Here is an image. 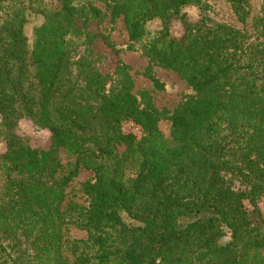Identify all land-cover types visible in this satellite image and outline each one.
<instances>
[{
    "label": "trees",
    "instance_id": "trees-1",
    "mask_svg": "<svg viewBox=\"0 0 264 264\" xmlns=\"http://www.w3.org/2000/svg\"><path fill=\"white\" fill-rule=\"evenodd\" d=\"M95 1L195 97L169 116L168 137L154 111L138 107L120 63L114 92H101L97 76L86 83L91 101L77 102L62 81L75 0H0V264H264V60L255 57L264 40L189 20L185 9L201 0ZM228 1L243 23L244 0ZM81 5L97 18L90 1ZM29 14L41 17L30 43ZM22 121L48 134L46 148L20 134ZM125 124L139 135L122 132ZM81 169L92 173L81 187L87 203L63 208L64 186ZM67 224L85 238L63 239Z\"/></svg>",
    "mask_w": 264,
    "mask_h": 264
},
{
    "label": "rangeland",
    "instance_id": "rangeland-1",
    "mask_svg": "<svg viewBox=\"0 0 264 264\" xmlns=\"http://www.w3.org/2000/svg\"><path fill=\"white\" fill-rule=\"evenodd\" d=\"M86 1H90L98 9L97 18L92 19L90 13L85 9H78ZM75 2V13L79 16L76 19L78 32L76 37H71L73 43L65 61L63 89L71 90L77 102L91 101L86 83L98 76L101 92L104 94L114 92L119 80L116 68L120 63L125 67L130 78V92L136 98L138 107L153 110L158 118L161 134L168 137L169 116L178 105L194 98L195 92L180 75L160 64L149 61L141 54L138 45L127 40L121 18L111 16L108 4L95 0H75ZM45 4H48V1H45ZM2 6L5 7L6 3H2ZM244 10L246 16L243 23L238 21L228 0H201L199 8H187L185 12L189 20H196L201 16L213 22L241 28L249 37L248 42H253L256 39L257 42H262L264 40V0H244ZM40 21V16L28 15L23 31L29 43L31 31ZM145 27L149 33H153L159 28V21L154 19L146 23ZM171 31L179 33L180 25L174 23L171 26ZM255 57L264 60V50L256 53ZM148 75L156 78L162 85V89L155 88ZM18 130L20 134L28 136L33 145L40 148L48 146L49 138L45 131H32L26 121L19 123ZM121 130L136 136L139 135L138 127L133 124H125ZM1 150L0 143V152ZM115 150L119 154L123 151V146L118 145ZM57 158L62 163L66 161L60 152L57 153ZM223 175L234 190L242 188L229 173H223ZM91 179L90 171L79 170L64 186L63 208L67 205L81 207L86 205L87 202L81 187L84 182L91 181ZM257 206L264 217V196L259 198ZM85 236L83 231L73 225L67 224L63 229V239L66 241L84 239Z\"/></svg>",
    "mask_w": 264,
    "mask_h": 264
}]
</instances>
